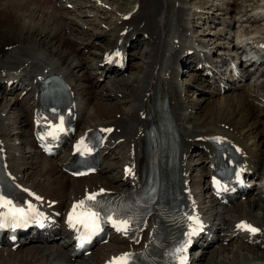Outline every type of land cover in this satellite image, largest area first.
<instances>
[{"label": "bare ground", "instance_id": "1", "mask_svg": "<svg viewBox=\"0 0 264 264\" xmlns=\"http://www.w3.org/2000/svg\"><path fill=\"white\" fill-rule=\"evenodd\" d=\"M89 1L85 0V3ZM159 1L162 4L161 10H157L153 6V4L158 6L159 3H156V0L136 1V5H132V9L121 11L117 14L114 23L106 30L100 31L101 35L103 34L106 38L102 37L107 40V43L101 48L102 53L115 47L121 36L130 40L136 48L139 46L138 43H141L138 42L141 37L150 46L144 55L145 63L141 67V72L137 76L131 77L132 81L127 83L125 89L124 87L119 90L110 88L108 94L103 93V89H105L103 86L101 91L95 89L96 86L98 87L100 75L95 76L96 80H94L92 72L84 67L85 63L91 59L89 54L84 53L85 49L88 48L90 51L91 46H95L97 42H80L68 35L63 14L54 3H51L50 0H7L6 3L0 2L2 5L0 6V99L4 98L5 100L0 104V140L5 149L8 165L13 174L24 185L33 190H38L46 197L60 199L61 203L63 201L69 202L71 199L84 194L85 191L99 186L107 188L126 186L127 183L121 175L126 171L124 165H129L128 170H130L133 162H137L140 158L143 134L149 124L146 114L151 113L155 117L163 118L164 109L161 101L167 98L171 121L178 133L181 148L182 150L185 149V172L190 178L192 190L203 212L211 221V227L218 231H229L233 230L236 221L247 219L263 228V232L259 236L260 241L257 243V247L260 248V246H264V187L257 190V197L253 194L248 199L237 200L230 206L217 207L213 198L208 197L206 200L203 196L205 194L203 193V180L206 171L201 169L198 175L191 171L194 166L192 169L190 168L197 161H199V166L208 165L210 153L209 146H204V137L212 134H223L234 140L247 152L250 166L261 173V165L264 163V149L259 148L260 141L251 139L258 134V122L261 115L264 114V104L260 103L252 93H248L247 89H240V85H237L234 87L236 94L226 95L220 101L213 98L206 102L204 107L202 106L203 108L199 106L203 117L200 118L201 120H197L189 112V108L192 107L191 102H194L186 92L189 84L178 81L177 78L181 74L180 66L185 59H191L194 55L201 64L212 59L210 56L212 53H210L212 50L210 44L212 42L204 39L202 32H199L196 27L202 26V24H214L222 15H225L223 24L229 28L236 21L239 23L251 22L252 24H237V26L242 27V30L238 33L237 41L233 43L231 48H229L230 45L224 46L225 43L223 42L217 44L228 48V51L225 50L226 52H219L220 56H218L222 59L219 61H224L227 54L233 53L235 55L240 50V44L245 43V39L248 42H252V40L258 43L264 42V32L254 25V22L264 17V0H252L255 3H252L253 6L251 7L245 4L248 0H219L221 2L212 0L213 9L210 7L203 9L200 0ZM70 2L74 5L82 3L80 0H70ZM29 3L36 4L37 7L28 13H20L19 7L32 6ZM83 4L81 5L83 6ZM90 5L99 10V8L104 7L105 2L98 0L96 4ZM199 9L201 10L199 11ZM38 10L43 13L41 17L38 16ZM129 13L130 15L125 18V15ZM210 13L212 15L209 16ZM45 18L46 23H44ZM199 20L203 21L198 22ZM251 26L256 28L250 30L249 27ZM226 29L212 32L214 33L213 36L226 38ZM82 32L85 33V31ZM54 41L58 43V48L52 49L50 44ZM189 50L193 51V55L184 57L183 51ZM256 54L259 55V59L264 56L259 52ZM76 57L78 60L74 61ZM249 59L251 60V58ZM101 62L102 59H95V65L91 67L103 70L104 68L100 66ZM252 63L254 61L250 62V65ZM77 69L84 71L82 74H78ZM47 71L63 75L72 86L76 97L79 113L78 123L81 131L96 126H115L106 148L109 149L115 144L122 150V165L118 181H115L116 178L109 175L106 171L107 168L103 166L97 173L71 177L63 173L57 160L39 155L35 150L31 137L30 112L34 93L33 82L35 77ZM5 72L14 73L10 76L12 79L18 80L19 78V82L14 83L13 90H7ZM243 73L245 77H249L254 73V70L244 68ZM255 73L258 74L259 70ZM194 78V82L200 81L198 77ZM222 78L219 73L214 76L215 80L222 81ZM2 81H4V86L1 85ZM109 82L105 81L104 84L107 85ZM113 85L117 86V84ZM248 90L250 91V88ZM114 92L116 95L122 93L126 101L130 103V108L124 109L115 102H108ZM214 92L220 94L218 89H214ZM214 92H211L213 96ZM9 94L15 95L9 98L7 97ZM96 96L106 97L97 101L95 100ZM85 104L90 106L89 109L85 108ZM82 112H85V115ZM22 127L26 129L20 130ZM13 136L23 137V141L29 144L31 149L27 152L22 146L13 144L11 142ZM196 147H198L199 156L194 160L190 150ZM24 150L25 154L28 155L23 154ZM17 151L21 153L20 158L15 157ZM106 160L108 165L117 168L118 161H114L109 156H106ZM254 207H259L262 212H256ZM238 237L240 239L235 240L237 248L235 250L237 251L234 252L232 258L240 256L243 257V260L237 264H264L262 254L253 249L251 243H247L242 234L239 233ZM125 248L127 247L124 244L118 242L102 244L93 251L94 254L89 259L84 260L83 264H99L98 261L106 255ZM225 248L226 245L221 243L216 245L215 261L212 263V260L210 264L223 263L222 259L227 258ZM56 249L50 251L49 246L33 244L28 246L24 256V254H20L19 250L1 248L0 264H47L52 260L51 257H53ZM58 249L62 250L60 247ZM206 251V249L201 251L195 260L196 264H201L200 259ZM217 253L220 254L218 257Z\"/></svg>", "mask_w": 264, "mask_h": 264}, {"label": "rangeland", "instance_id": "2", "mask_svg": "<svg viewBox=\"0 0 264 264\" xmlns=\"http://www.w3.org/2000/svg\"><path fill=\"white\" fill-rule=\"evenodd\" d=\"M79 1V0H78ZM97 1L98 0H90L89 2H87V3H85V0H80V2H82V3H84L83 4V6L80 4H78V8H82V7H85V6H87V10H86V12H87V14H89V15H93L94 17H95V19L98 21V23L99 24H101V23H103V21L105 22V23H108V27L112 24V23H114V21H115V19H116V16L117 15H115L116 14V11L117 10H122V11H126V10H129V8L130 7H132V4L136 1V0H109L111 3H112V6L114 5V7H111L112 9H113V11H112V9L111 8H109V7H107V3L105 2V5H104V7H102L101 9L99 8V10H98V8H96L95 6H93V5H90V4H96L97 3ZM102 1V0H101ZM138 1V0H137ZM153 1H155V0H153ZM196 1H199V0H196ZM201 1H203V0H200L199 2H201ZM215 1H217V2H221V1H219V0H215ZM162 2H163V0H162ZM156 3H159L158 4V6H156V5H154L153 4V6L157 9V10H161L162 9V7H161V2L159 1V0H156ZM209 2H208V0H204V3L203 4H208ZM252 3H255L254 1H252ZM85 4H87V5H85ZM135 5V4H134ZM133 5V6H134ZM222 5H223V3H222ZM248 5H250V4H248ZM247 5V6H248ZM37 7V5L36 4H32V6L30 5V7H29V5L28 6H26V7H19V12L20 13H22V14H24V12L25 13H28L29 11H31V9L33 10V8L35 9ZM95 7V8H94ZM107 9V13H105L104 14V16H103V9ZM108 8L110 9V10H108ZM130 9H132V8H130ZM24 10V11H23ZM60 12H62V14H64L65 13V11H63L62 9L60 10V9H58ZM91 10V11H90ZM93 10V11H92ZM22 11V12H21ZM27 11V12H26ZM209 11H211V10H209ZM110 12V13H109ZM38 13H39V17H41L42 15H43V13H40L39 12V10H38ZM81 13V16H79V14ZM92 13V14H91ZM94 13V14H93ZM84 13H82V12H80V11H73V12H71V13H69L68 14V17L69 18H67V16L66 17H64V20L66 21V30H67V34L68 35H70L73 39H75V40H77V41H79V40H81L82 42L84 41V42H94V41H96L97 43H96V45L94 46H91V50L89 51V50H87V53H86V55L87 54H89V56H90V58L91 59H89L88 60V62L87 63H85V65H84V67H86V68H88L89 69V71L90 72H92V74L94 73V69L95 68H93V67H91V66H93V65H95V59L96 58H100L99 57V55H95V54H97L96 52H99V47H100V50H101V54H102V47L107 43L106 41L107 40H105L104 38H106V37H104L103 36V34L101 35V33H100V31H104L103 29H100V28H98V29H94L95 27H94V19L93 18H91V17H88V16H84L83 15ZM96 14H98V15H96ZM108 15V16H107ZM112 15H113V17H114V19H113V17H112ZM207 15V14H206ZM210 15H212L211 13L209 14V16ZM107 16V17H106ZM224 16V17H223ZM80 17H81V19H80ZM105 17V19L103 20V21H101L102 20V18H104ZM255 17V16H254ZM222 18V19H221ZM223 18H225V15H222L221 17H220V19L218 20L219 22L217 23V25L216 26H213V24L212 23H210V25L209 24H202V26H197L196 28H197V30L199 31V32H202V37L204 38V39H208L207 41H209L211 44V48H212V53L214 52L215 53V48H217V50H218V53H215V55L214 56H216L217 54L219 55L220 53L219 52H222V51H219V47H220V45H217L219 42L221 43V42H223V43H227L228 45H230V46H232L233 45V43H235L236 41H237V37L235 38V42L234 41H230L229 42V38H231V36L232 37H234V36H238V33H240V31L242 30V27H240L239 25L242 23V22H234L235 24H233L230 28L229 27H226L224 24H223ZM264 18V17H263ZM101 19V20H100ZM45 21V22H44ZM44 23H46L47 22V20H46V18L44 19ZM203 20H199L198 22H202ZM222 21V22H221ZM35 22V21H34ZM219 23L220 24H222V25H219ZM239 24L238 26H237V24ZM243 25L244 24H249V25H251L252 23L251 22H244V23H242ZM254 25H256L257 27H259V28H261L262 30V32H264V19H260L259 21H257V22H254ZM52 27H53V24L51 25ZM55 26V25H54ZM71 26V27H70ZM92 27H94V28H92ZM92 28V29H91ZM226 28H228V29H226ZM253 28H256V27H253ZM252 28V26L251 27H249V29L250 30H252L253 29ZM222 29H226L227 30V34H226V38H217V37H215V36H213L214 35V33H212V32H216V31H219V30H221L222 31ZM232 29V30H231ZM93 30V32H91ZM260 30V29H259ZM82 31H85V33H83ZM232 31V32H231ZM204 32V33H203ZM63 36L65 35L64 33L62 34ZM99 35V36H98ZM231 35V36H230ZM104 38H103V37ZM228 36H229V38H228ZM139 37H141L140 35H139ZM95 38H99L98 40L97 39H95ZM84 39V40H83ZM101 39H103V42L101 41ZM142 39V38H141ZM211 39V40H210ZM224 39H226V40H224ZM214 40V41H213ZM224 40V41H223ZM80 41V42H81ZM227 41V42H226ZM135 42L137 43V40H135ZM138 42H140V41H138ZM101 44H103L102 46H101ZM138 47H137V49H135V50H133V52H131V57H130V67H129V69L127 70V72L125 73V74H123V75H121V77H122V79H120V80H115V81H110V82H112V83H108V85H106V84H104L103 85V87H105V89H103V93H105V94H108V93H110V88H116V89H122V87H124V89L126 88V86H127V83H129V82H131L132 80H131V77H134V76H137L138 74H139V72H141V67L144 65V63H145V61H144V55L146 54V51H148L149 50V48H150V46H149V44L148 43H146L144 40H141V43H138ZM216 46V47H215ZM134 47H135V45H134ZM222 47V46H221ZM50 48H58V43H56L55 41L53 42V43H51L50 44ZM224 49L226 50V51H228V48L226 49L225 47H224ZM226 51H224V52H226ZM86 52V51H85ZM95 52V53H94ZM211 53V52H210ZM84 54V53H83ZM223 54V53H222ZM78 55H79V52H78ZM86 55L84 56L83 55V57H86ZM98 56V57H97ZM220 56V55H219ZM219 56H217V60H218V62H223V61H219V60H222ZM79 57H81V56H79ZM88 57V56H87ZM95 57V58H94ZM84 59V58H83ZM93 59V60H92ZM78 60V58L76 57V59H74V61H77ZM85 62V61H84ZM184 63H185V61H184ZM183 63V64H184ZM182 64V65H183ZM219 65H220V63H219ZM250 65V64H249ZM255 66H258V68H257V70H259V73H258V75H257V73H255L257 70H256V68H255ZM253 65V66H250V69L251 68H255V70L256 71H254V73H255V75L252 77V78H248L246 81H243V83L242 82H240V84L239 83H233V81L232 82H228L230 85L231 84H234V86H233V88L236 86L237 87V85L240 87V89L242 88V89H244V90H246L248 93H252L253 94V96L254 97H256L257 98V100L260 102V103H262V104H264V59H263V62L260 64V65ZM194 67V63H190V61L189 60H187L186 61V65H184L181 69H182V71H183V74H179V79H180V81H182V82H187V84H189V87H188V89H187V95L189 96V98L190 99H192V100H194V102H191L192 103V107L191 108H189V112H190V114L191 115H193L194 117H195V119H199V120H201L200 118L201 117H203V116H201L203 113L200 111V109H199V106H203V105H205L206 104V102H208L209 100H211V99H213V98H210V97H213V95H212V93L211 92H214V88H212L210 91L211 92H209V93H207V94H209V96L205 93V92H207L208 91V89L207 88H205L204 86V84H205V79H204V82H203V78H202V76L199 74L200 72H196V71H194L195 69L193 68ZM191 68L192 69H194V70H191ZM244 68H246V67H243V69ZM249 69V68H248ZM83 71L84 70H80V69H77V73L78 74H82L83 73ZM261 71H263L262 73H260ZM180 73H181V71H180ZM253 73V74H254ZM181 75V76H180ZM99 76V75H98ZM120 77V78H121ZM194 77H198L199 78V80L200 81H197V82H194V80H195V78ZM231 76H229V78H230ZM250 77V76H249ZM93 78H94V80H96L95 78L96 77H94V75H93ZM194 79V80H193ZM254 79H255V81H254ZM200 82V83H199ZM197 83H199V84H197ZM113 84H117V86H114ZM119 85V86H118ZM129 85V84H128ZM203 85V86H202ZM251 85V86H250ZM200 86H202V87H200ZM250 86V87H249ZM97 87V86H96ZM95 87V89H97V90H99V91H101L102 90V88L103 87H97L96 88ZM121 87V88H120ZM203 88V89H202ZM250 88V91L248 90ZM235 89V88H234ZM206 90V91H205ZM236 90V89H235ZM235 90H233V91H231L228 95H232V94H236V91ZM205 91V92H204ZM227 91H229V90H227ZM238 91V90H237ZM218 94V93H217ZM9 95H11V94H9ZM15 95V94H14ZM14 95H13V97H14ZM120 95H122V96H120ZM214 95H216V92H214ZM227 95V94H226ZM225 93L222 95V94H219V95H216V98H217V100L218 101H220V100H223L224 98H225ZM104 97H106V96H104ZM104 97H99V96H96V99L95 100H99V99H101V98H104ZM109 97V96H108ZM10 98V97H9ZM111 99H110V101H108V102H115L119 107H121V108H124V109H128V108H130V103H128L127 101H126V99H125V97H124V95L122 94V93H120V94H115V92L114 93H112L111 94V97H110ZM261 101H260V100ZM106 100V99H105ZM5 100H4V98H2V99H0V104H2L3 102H4ZM119 101H121V102H119ZM200 104V105H199ZM89 105L87 104H85V108L86 109H89ZM204 107V106H203ZM202 107V108H203ZM82 114L83 115H85V112L83 113L82 112ZM263 116V117H262ZM261 119V120H260ZM259 119V122H258V128L257 129H259V130H257V132H258V134L256 135V137L255 138H252L251 140H255V141H260L261 142V144L259 145V148H263L264 149V114H262L261 115V118ZM263 129H262V128ZM26 128H24V127H22L20 130H25ZM24 140V138L23 137H21L20 138V136H13L12 137V140H11V142L13 143V144H17V146H22L25 150L27 149V152H28V150L29 149H31L30 148V146H27V144H22V142H24L23 141ZM262 140V141H261ZM25 147H27V148H25ZM25 150L23 151V154H25ZM16 153H20V152H16ZM121 154H123L122 153V151H120V150H117V151H115V153H113L112 155H114V157L115 158H113V160L114 161H119V164H120V166L122 165V163L120 162L121 161ZM25 155H28V154H25ZM121 156V157H120ZM194 156V155H193ZM198 156H199V154H198ZM21 157V153H20V156L18 155V158H20ZM112 159V158H111ZM117 159V160H116ZM195 160V159H194ZM119 164H118V166H117V168H119V169H121L120 168V166H119ZM111 168V169H110ZM110 168H108V170H110L109 172H108V174L109 175H111V176H114V178H116L115 179V181H118L119 180V178H120V173L119 172H117V168H115V166H112V165H110ZM106 171H107V169H106ZM199 173H200V171L198 172V173H196V174H198L199 175ZM117 175H119V177L117 176ZM113 180V179H112ZM114 181V180H113ZM205 194H203V195H206L207 193H206V191L204 192ZM206 199V198H205ZM254 210L256 211V212H262L261 211V209L259 208V207H254ZM236 243H234V245H233V243H230V244H228L227 246H226V248H225V251H226V256H227V258H224V259H222V261H223V263L222 264H237V263H240V262H242V260H243V257H238V256H235L236 258H232V257H234V252H236L237 250H235V249H237L236 248V245H235ZM211 247V246H210ZM28 247H26L24 250H22V251H20V254L22 253V254H24V256H25V251H26V249H27ZM213 248V247H212ZM253 249H256V248H254V247H252ZM215 249H216V246H215ZM215 249H213L211 252H210V250H208V252H207V254H206V257L204 258H202L201 259V264H210L211 263V261H212V263L215 261ZM232 252V253H231ZM260 254H262L261 256H262V258H264V252H263V250L260 252V251H258ZM220 254L219 253H217V257L219 256ZM233 255V256H232ZM221 257H223L222 255H221ZM228 257H231V258H228Z\"/></svg>", "mask_w": 264, "mask_h": 264}, {"label": "snow or ice", "instance_id": "3", "mask_svg": "<svg viewBox=\"0 0 264 264\" xmlns=\"http://www.w3.org/2000/svg\"><path fill=\"white\" fill-rule=\"evenodd\" d=\"M62 123V121H61ZM62 131V127L60 128ZM107 131H111L108 129ZM51 135V133H50ZM83 143V141H81ZM97 194H90L86 197V200H82L79 202V204L73 205L72 213L69 214V222L71 223L74 219L76 220V223H80L84 226L85 229H87L91 233H95L99 231V214L97 212L91 211V208L95 207V205H88L87 209H85L86 201H95ZM11 204V201L3 200L2 197H0V208L6 207L7 205ZM77 208L85 209V211L80 212L79 214H76ZM11 215L14 219L17 221L24 218L26 215L25 210L23 208H17L14 211L10 210ZM74 214H76L74 216ZM7 215V214H6ZM194 219V218H193ZM114 224H116V221H113ZM194 223L198 224L199 221L194 219ZM0 226H3L2 223H0ZM73 227H75V223L72 224ZM237 227L241 228L242 230L249 231L251 233H256L259 231V229L246 224L241 223L240 225H237ZM117 230L120 231H127V221H124L122 224L117 225ZM195 231V229H194ZM191 234V233H190ZM177 251H180L178 249ZM131 254L124 253L119 257H114L111 261V264H129Z\"/></svg>", "mask_w": 264, "mask_h": 264}]
</instances>
